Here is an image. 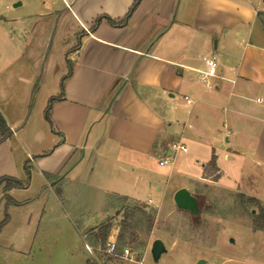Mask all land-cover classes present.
Instances as JSON below:
<instances>
[{
    "label": "crops",
    "instance_id": "obj_1",
    "mask_svg": "<svg viewBox=\"0 0 264 264\" xmlns=\"http://www.w3.org/2000/svg\"><path fill=\"white\" fill-rule=\"evenodd\" d=\"M133 1L42 0L28 19L0 26V113L10 130L0 134V177L24 180L25 161L30 171L8 194L23 204L36 192L62 207L91 193L155 206L216 175L264 205V0H141L123 26L103 18L90 29L99 15L121 19ZM204 54L218 61L212 86L200 79ZM67 59L72 73L48 121ZM4 203L1 184L0 221ZM102 223L84 229L94 242Z\"/></svg>",
    "mask_w": 264,
    "mask_h": 264
},
{
    "label": "rangeland",
    "instance_id": "obj_2",
    "mask_svg": "<svg viewBox=\"0 0 264 264\" xmlns=\"http://www.w3.org/2000/svg\"><path fill=\"white\" fill-rule=\"evenodd\" d=\"M41 1L23 0L13 7V1L0 0V26L11 29L14 18L28 19ZM1 41L0 36V52ZM214 179L216 175L194 188L198 215L177 209L170 190L155 206L130 201L122 207L119 200L100 201L91 193L78 199L75 208L46 197L38 200L36 192L24 193L20 196L29 201L7 207L9 224L0 230V264H264V205L240 189H230L236 186L232 177L222 178L221 186ZM259 181L264 197V177ZM108 217L117 225L118 252L129 247L132 260L97 251L112 233L111 226L104 242L86 234V227ZM155 238L165 245L158 260L151 254Z\"/></svg>",
    "mask_w": 264,
    "mask_h": 264
},
{
    "label": "trees",
    "instance_id": "obj_3",
    "mask_svg": "<svg viewBox=\"0 0 264 264\" xmlns=\"http://www.w3.org/2000/svg\"><path fill=\"white\" fill-rule=\"evenodd\" d=\"M141 0H134L133 3L131 4V6L129 7L128 11L126 12V14L119 20H115L113 18H110L109 16L107 15H99L93 25L91 26V30H93L98 24L99 22L101 21V19H106L111 25H114V26H123L127 19L129 18V16L132 14V12L134 11V9L137 7V5L140 3ZM78 46V43L73 46V48L70 50V51H74L76 49V47ZM67 66H68V72L66 75H64L61 79V82H60V89H61V92L57 95V96H52L48 99V102H47V105L46 107L44 108V117L50 121L49 119V112H50V109H51V106H52V103L57 100V99H61L63 97V87H64V81L71 75L72 73V64H71V61L70 59H67ZM37 86V82H36V85L34 87V89L36 88ZM0 134L2 136V139H5L6 137H8L10 135V130L6 124V121L5 119L3 118L2 114L0 113ZM210 165L212 167H215V161L214 159L212 158L210 160ZM24 170H25V173H26V178L24 180H20L18 178H15V177H10V176H1L0 177V185L3 184V196H4V199H5V203H4V216H3V219L0 221V230L1 228L9 221V215L8 213L6 212L7 210V207L9 205H16L18 204L19 202L14 200L9 194H8V191L12 188H23V187H26L29 183V179H30V171H29V167L27 166V161H25L24 163ZM111 226V221L110 220H107L105 221L104 223L100 224V226L98 227V232H99V236H100V239H101V242H104L106 236H107V232L109 230Z\"/></svg>",
    "mask_w": 264,
    "mask_h": 264
},
{
    "label": "built area",
    "instance_id": "obj_4",
    "mask_svg": "<svg viewBox=\"0 0 264 264\" xmlns=\"http://www.w3.org/2000/svg\"><path fill=\"white\" fill-rule=\"evenodd\" d=\"M202 61L204 63V70L201 71L200 79L207 85L212 86V84L209 82V78L216 75L217 67H218V61L217 58L213 55L204 54L202 55ZM187 103H191V99L187 96H184ZM172 150H181L182 152L187 151V147L183 144L174 142L171 144ZM169 159L165 158L163 160H160V164H166L168 163ZM112 233L109 235L107 241L105 242L104 246L98 247L97 251L101 252L102 254H107L108 256H116L120 257L122 259L132 260V252L129 249V247L124 246L121 248V250L118 252V243H117V225L113 224L111 225ZM86 248L90 253H92V249L90 246L86 245Z\"/></svg>",
    "mask_w": 264,
    "mask_h": 264
},
{
    "label": "water",
    "instance_id": "obj_5",
    "mask_svg": "<svg viewBox=\"0 0 264 264\" xmlns=\"http://www.w3.org/2000/svg\"><path fill=\"white\" fill-rule=\"evenodd\" d=\"M20 2H16L14 6L19 5ZM173 202L177 209L184 210L192 213L193 215L199 214L198 198L192 194L187 188H178L173 194ZM233 241V239H230ZM165 251L164 242L160 238H155L151 243V254L154 260H158L160 255ZM203 260H199V264H202Z\"/></svg>",
    "mask_w": 264,
    "mask_h": 264
}]
</instances>
